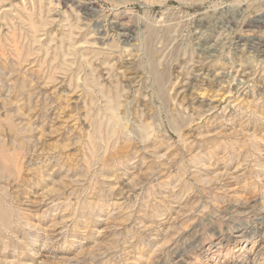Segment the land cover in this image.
Masks as SVG:
<instances>
[{
    "label": "rangeland",
    "instance_id": "374dc122",
    "mask_svg": "<svg viewBox=\"0 0 264 264\" xmlns=\"http://www.w3.org/2000/svg\"><path fill=\"white\" fill-rule=\"evenodd\" d=\"M0 264H264V0H0Z\"/></svg>",
    "mask_w": 264,
    "mask_h": 264
},
{
    "label": "bare ground",
    "instance_id": "6f19581e",
    "mask_svg": "<svg viewBox=\"0 0 264 264\" xmlns=\"http://www.w3.org/2000/svg\"><path fill=\"white\" fill-rule=\"evenodd\" d=\"M69 25H71V24H69ZM72 26V25H71ZM73 26H75V25H73ZM33 28V27H32ZM69 28H70V26H69ZM74 27H72V29H73ZM74 29H76V28H74ZM35 30H36V28H35ZM72 31V30H71ZM69 34H70V30H69ZM89 43V42H88ZM92 44V43H91ZM83 46V45H82ZM89 46H91V45H89ZM88 48V47H87ZM90 48H92V47H90ZM119 93V92H118ZM118 95H120V93L118 94ZM116 96V95H115ZM119 97V96H118ZM117 98V97H116ZM115 98V99H116ZM117 100V99H116ZM115 100V101H116ZM115 101H114V103H115ZM117 102H118V100H117ZM120 103V102H119ZM115 104H117V103H115ZM118 106V105H117ZM117 106H115V107H111L113 110H117Z\"/></svg>",
    "mask_w": 264,
    "mask_h": 264
}]
</instances>
